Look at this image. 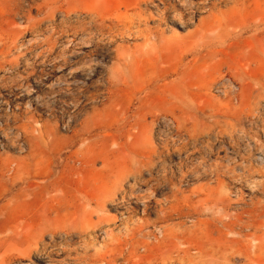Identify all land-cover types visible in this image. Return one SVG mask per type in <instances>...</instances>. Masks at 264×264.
<instances>
[{
	"label": "rangeland",
	"instance_id": "374dc122",
	"mask_svg": "<svg viewBox=\"0 0 264 264\" xmlns=\"http://www.w3.org/2000/svg\"><path fill=\"white\" fill-rule=\"evenodd\" d=\"M263 22L0 0V264H264Z\"/></svg>",
	"mask_w": 264,
	"mask_h": 264
},
{
	"label": "built area",
	"instance_id": "2783aa9c",
	"mask_svg": "<svg viewBox=\"0 0 264 264\" xmlns=\"http://www.w3.org/2000/svg\"><path fill=\"white\" fill-rule=\"evenodd\" d=\"M236 89V83L229 75L223 73L213 84V91L223 93L226 90Z\"/></svg>",
	"mask_w": 264,
	"mask_h": 264
},
{
	"label": "bare ground",
	"instance_id": "6f19581e",
	"mask_svg": "<svg viewBox=\"0 0 264 264\" xmlns=\"http://www.w3.org/2000/svg\"><path fill=\"white\" fill-rule=\"evenodd\" d=\"M249 1V0H248ZM245 3V2H244ZM243 2H241V4L243 5L244 4ZM253 3H254V5H257L258 3H259V0H253ZM246 4V3H245ZM248 5V4H247ZM260 6V5H259ZM243 7H244V5H243ZM261 21V20H260ZM259 21V22H260ZM264 23V22H263ZM255 24V23H254ZM88 146V145H87ZM87 149V148H86ZM97 151V150H96ZM89 152V151H88ZM106 153V152H105ZM88 162V161H87ZM46 187V186H45ZM218 231V230H217ZM186 249V248H185ZM167 251V250H166ZM187 253H188V251H187ZM203 253V252H202ZM209 253V252H208ZM213 253V252H212ZM189 254V253H188ZM187 254V255H188ZM190 256V255H189ZM192 256V255H191ZM191 258V257H190ZM216 259V258H215ZM191 260V259H190ZM211 261V260H210ZM181 263V262H180ZM191 263V262H190ZM184 264V263H183Z\"/></svg>",
	"mask_w": 264,
	"mask_h": 264
}]
</instances>
